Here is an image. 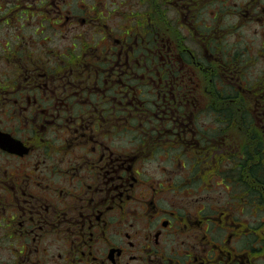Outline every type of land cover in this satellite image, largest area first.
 Masks as SVG:
<instances>
[{
	"label": "flooded vegetation",
	"instance_id": "flooded-vegetation-1",
	"mask_svg": "<svg viewBox=\"0 0 264 264\" xmlns=\"http://www.w3.org/2000/svg\"><path fill=\"white\" fill-rule=\"evenodd\" d=\"M0 264H264V0H0Z\"/></svg>",
	"mask_w": 264,
	"mask_h": 264
},
{
	"label": "trees",
	"instance_id": "trees-1",
	"mask_svg": "<svg viewBox=\"0 0 264 264\" xmlns=\"http://www.w3.org/2000/svg\"><path fill=\"white\" fill-rule=\"evenodd\" d=\"M256 142H258V140H255V139H254V143H256Z\"/></svg>",
	"mask_w": 264,
	"mask_h": 264
}]
</instances>
